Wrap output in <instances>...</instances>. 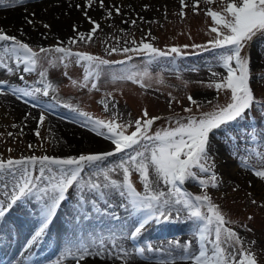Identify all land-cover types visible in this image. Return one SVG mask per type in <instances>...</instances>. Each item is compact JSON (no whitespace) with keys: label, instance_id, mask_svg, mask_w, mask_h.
I'll return each instance as SVG.
<instances>
[{"label":"snow or ice","instance_id":"snow-or-ice-1","mask_svg":"<svg viewBox=\"0 0 264 264\" xmlns=\"http://www.w3.org/2000/svg\"><path fill=\"white\" fill-rule=\"evenodd\" d=\"M214 2L215 0H204L207 4ZM17 3L23 5L24 0H17ZM180 3L182 9L186 7L184 0H180ZM199 3L200 0H196L193 8H197ZM221 3V11L209 9L206 12L214 23L210 32L215 34V38L208 44H193L191 47L200 51L217 52L216 65L224 69L226 75L213 71V66L209 65L208 70L218 80L207 84V87H214L217 92H229L230 102L226 105H216L212 111L203 112L199 117L189 115L178 118L173 127L154 133L152 126L161 118H149L147 110L143 112V119L117 123L120 115L118 112H113L106 121L94 119L84 111L65 105L82 119L83 126L109 141L113 146L112 150L70 158L45 155L0 161V197H3L0 199V220L18 202L34 201L38 206L37 225L25 244L29 254L47 235L62 202L73 195L70 189L74 188L78 194V214L83 216L85 212L88 215L95 213L120 221L121 217L115 211L98 207V202H103L106 209L116 208L112 197L118 196L122 201L119 208L124 209L128 217L135 220V225L130 227L131 220L125 218L119 232H110V241L100 238L88 242L77 240L75 244L66 246L53 264H65L69 259L73 264H79L93 256L105 257L106 253L108 257L123 258L125 264H132L127 259L129 256L133 260L137 256L152 260L147 254L155 257L152 264H258L257 256L252 250L257 242L246 241L229 226L232 221L213 202L208 192L202 191V194L193 195L181 187L186 182H193L201 190L218 188L219 177L214 171L215 163L210 152V134L245 119L246 112L253 108L264 113V102L256 98L250 86V59L245 53V49L255 38L264 37V0H227V3L221 0ZM96 4L105 11V18L108 20L114 18L113 10L116 16L122 15L120 6H106L105 0H85L83 5H75L77 9H84L83 14L92 25L87 40L73 25V31L77 32L80 41H91L93 34L101 29L100 24L87 11ZM10 6L14 5H10L8 0H0V7ZM180 15L183 17L184 12L181 11ZM27 23L33 24L34 21L29 19ZM122 23L135 26L137 21L123 20ZM44 27L50 26L45 24ZM69 43H77L76 38H71ZM131 44L133 46L122 49H108L109 56L123 53L126 57L123 60L110 61L101 56L72 52L66 47L51 50L40 47L37 51L15 36H9L0 30V69L13 73L15 69L9 67L10 61H14L17 68L23 65L24 73L37 71L42 62L53 68L62 64L65 69L69 63L74 62L83 69V82L80 87H88L91 82V89L99 90L97 82L107 74L112 82L128 81L144 88L150 86L146 81L152 79L150 68L153 65L159 66L163 60L169 58L175 63L177 57L186 55L176 46L161 50L149 42L141 41L137 45L133 40ZM50 52L60 55L53 58L49 55ZM130 53L145 59L140 65L134 64L133 55H129ZM187 70L198 72L199 68L193 66ZM38 74L41 79L37 83L42 87L25 89L22 91L23 96L37 100L40 96L48 97L50 90L56 91L55 86L48 81L45 71L41 70ZM259 79L264 82V75ZM71 82L74 86L77 84L75 80ZM4 84V81H0V88ZM20 91L11 89V94L15 95ZM5 94L6 91H0V95ZM188 100L196 105L191 95ZM196 106L199 108V105ZM112 107L115 109L116 105L113 104ZM104 110L108 111V103L104 104ZM191 111V108L185 109V112ZM44 120L45 115L42 113L38 125H42ZM129 128L134 130L128 132ZM35 134L39 137V129ZM257 137V142L264 145V132L255 133L249 139L256 140ZM261 150L264 151V148ZM253 152L256 156L260 155L255 149ZM117 155L120 156L118 161L106 163L110 157ZM241 166L246 170L249 168L244 160H241ZM86 169L90 170L86 174L87 178L84 175ZM117 170L122 172V182L111 178V173ZM133 172L138 174L143 186L142 192L137 191L130 179ZM254 174L264 181V171L257 170ZM252 203L255 204L256 201L253 200ZM85 205H90V210ZM173 214L176 219L183 215L184 219L193 223L194 244L190 241L184 245H173L170 249H159L151 243L144 246L130 245L134 248V253L123 246L125 243L140 240L150 223L171 222ZM248 219L251 220L252 217ZM247 231L251 232L252 229L248 228ZM194 246L195 252L192 251ZM176 248L180 249L179 255H174ZM161 252L164 253L163 256L159 255Z\"/></svg>","mask_w":264,"mask_h":264},{"label":"rangeland","instance_id":"rangeland-1","mask_svg":"<svg viewBox=\"0 0 264 264\" xmlns=\"http://www.w3.org/2000/svg\"><path fill=\"white\" fill-rule=\"evenodd\" d=\"M52 2H55V0H24V4L21 5L17 3V0H8L9 4L29 7L31 10H33V8L30 7ZM84 3L85 1L81 3L74 2L73 9L84 12L83 8L77 9L75 7L77 4L83 5ZM156 3L157 0H154V3L151 4L147 1L139 0L138 9H141L142 12L147 13L151 10L157 11V16L150 19H145L144 15L142 17L139 15H129V13L126 12L127 9L121 6L122 15L116 16L113 10V15L116 16L115 20L106 19L103 15L105 12L103 9H101V12L98 14H88L101 26V29L93 34L92 40L89 42L80 41L79 36L73 31L74 34L72 38H76L77 40L75 44H71L69 41L63 43L57 40L45 41V43L41 45L27 43L37 51L40 47L50 50L56 47H66L72 52L101 56L110 61H119L126 59V57L123 53L109 56L107 54L108 49H122L126 46L131 47L133 46L131 44L133 40L136 41L137 45H139L141 41L152 43L154 47L161 50H166L173 46L180 47L186 55L177 57L175 63H172L169 58L163 60L159 66L153 65L150 68L152 79L151 81H146V84L150 86L141 88L138 84H133L128 81L112 82L110 77L105 74L97 82L99 90L91 89V82L88 87H80V84L83 82V69L74 62L69 63L67 69H65L62 64L53 68L46 62H42V65L37 68V71L24 73L22 71L23 65L17 68L15 62L10 61L9 67L14 68L15 71L13 73L2 71L4 76L0 77V81H4L5 84L3 88H0V91H6V94H10L13 97L25 101V103L34 111H37V113H31L32 117H28L27 114L22 111V113L17 116L13 112L5 113L0 106V161H6L8 159L16 160L31 156L43 157L47 155L55 158H70L78 157L81 154H97L93 153L95 150L92 149L77 150L73 154L57 151L58 148L67 145L68 141L70 142L72 139L74 140L71 141L72 143L78 142V138L81 136L77 134L73 136L67 133L66 139H60L59 142L55 141L52 135L53 123L51 119H57L59 122L68 124L74 129L77 128L87 132L106 144L110 143L103 137L97 136L89 128L83 126L82 119L65 105H71L80 111H84L94 119H104L106 121L111 118L113 112H118L120 115L116 121L117 123L129 120L134 122L136 119H143V112L147 110L149 118H161L152 126V133H154L165 128L173 127L174 121L178 118H186L189 115L199 117L203 112L212 111L216 105H226L230 102L229 92H217L214 87H207V84L218 80V78L211 75V72L208 70L209 65L213 66V71L226 75L225 70L216 65L217 52L200 51L191 47L193 44H208L209 41L215 38V34L210 32L214 23L212 19L206 15V12L209 9L221 11L223 7L221 0H215V2L211 4L204 3V0H200L199 6L195 9L193 5L196 4V0H184L186 7L183 9L181 8L180 1L171 7H161ZM224 3H227V0H224ZM45 6L46 5L43 7ZM55 7L56 5L54 4H50L49 6L51 10ZM97 9H99L98 4L88 10L95 12ZM181 11L184 12L183 17L180 15ZM28 16L29 14L25 15V20L30 18ZM83 17L89 25L85 32L79 33L84 34L85 40H87L92 25L84 15ZM133 19L137 21L135 26H130V23H122L123 20L131 22ZM33 21L34 23L29 25L39 29L38 33L42 36L53 30V24L51 22L48 23V21L39 20L38 16L37 18L35 17ZM110 21H114L115 24L111 25ZM45 24L50 27L45 28ZM0 30L11 36L10 33H7L6 29L0 28ZM185 45L189 47L184 48L183 46ZM245 53H247L250 59V86L253 88L256 98L264 102V82L259 79L261 75H264V37L255 38L254 42L245 49ZM49 55L54 58L60 54L50 52ZM129 55H133V63L137 65H140L145 59L137 58L131 53ZM252 55L257 58L253 63L251 59ZM259 63L260 66H258ZM193 66L199 68V71L191 72L187 70ZM177 69H179V72ZM41 70L46 72L48 81L55 86L56 91L52 92L50 90L48 97L40 96L37 100H32L31 97H25L24 99L22 97L23 90L30 89L31 87H42L41 84H39V86L37 83L41 79L38 74ZM65 72H67V75H65ZM21 77H23V79H21ZM72 80L77 82L75 86L72 84ZM14 81L17 82L14 83ZM6 84L10 85V87ZM11 89H20L21 91L12 95ZM189 95L193 97L196 101V105H199V108L188 100ZM105 103H108V111L104 110ZM113 104L116 105L115 109L112 107ZM186 108H191V113L185 112ZM42 113L45 115V120L42 125H38L39 117ZM245 116V119L234 122L228 125L227 128L216 130L210 134V143L212 140H216L218 146L224 145L223 149L220 151L224 161L217 160V157L213 153L215 152L214 146L210 148L215 163L214 171L219 177L218 188L201 190L193 182H186L181 187L184 191L190 192L193 195H199L202 194V191H207L213 202L218 205L226 214V217L232 221V224L229 226L232 227L234 231H237L246 241L251 242L255 240L257 242L256 245L252 247V250L257 256L258 264H264V181H261L254 174L257 170L264 171V163H262V161H264V151L261 150L264 148V145H261L259 142L255 143V140L249 139L250 136L255 133L264 132V113L253 108L251 111L246 112ZM13 125L16 126L13 127ZM37 129H39V137L35 134ZM132 130H134V128H129L128 132ZM9 133H12V135H9ZM242 138H244V141H241ZM256 140L258 141L259 137H257ZM72 143L71 145H67V148L74 147ZM29 145H32V147L30 148ZM112 148L113 147H106V149L100 148V150L106 152L112 150ZM9 149H11V151H9ZM253 149L259 151L260 155L256 156ZM119 159V155L110 157L109 161L106 163H112ZM241 160L248 163L249 168L247 170L241 166ZM221 163L228 167V171L230 170L238 173L240 178H245L247 174L248 178L252 180L251 184L246 183L242 186L240 183L233 180H231L232 182H228L220 167ZM88 171L90 170H85V177ZM111 178L122 182V172L117 170L111 173ZM130 179L137 191L142 192L143 186L140 183L138 174L133 172ZM257 185L261 186L263 189L261 195H258L254 190V187ZM70 192L73 193L71 196L73 199L71 197L69 199L72 201L74 200L73 203H75L78 194L75 193L74 188L71 189ZM2 198L3 197H0V199ZM253 200L256 201L255 204L252 203ZM112 202L117 206L114 208V210H117V212L115 211L117 214L124 210L119 208L120 201L112 199ZM19 204H21V202H18V204L15 205L16 207L13 206L6 215H8L14 207L16 210H13L12 214L7 217L5 215V217L0 220V223L4 221V225L8 226L7 224L11 222L15 212L18 211L17 206ZM23 204L26 210H28V213L36 217L38 207L33 206L34 204L32 201ZM69 204L66 205L62 216L67 213V210H70ZM173 216L175 217V214H173ZM248 217H252V219L249 220ZM180 218L186 221L185 224L191 222L184 219L183 215H181ZM175 221L179 222L180 220L175 218ZM160 223L167 224V222ZM134 225L135 222L130 224V227ZM148 226L143 231L142 235L154 227L151 223ZM248 228H251L252 231L248 232ZM194 231L195 228L193 226L188 231H179L156 238H143L144 241L139 242L138 240L131 241L130 243L136 246H144L147 243H151L156 248L164 249L155 242L170 238H178L180 235L187 236L193 240ZM27 240L29 239L26 238L25 242ZM35 250L36 247H33L30 254L29 250L26 251L27 254L34 256L35 254L38 255V253H34ZM134 251V248L131 247V252L134 253ZM192 251L195 252L196 249ZM8 254L9 251L5 249L3 256L8 257ZM48 254L49 256L47 257L45 256L46 253L41 254L40 256H43L42 259L44 261L37 264H53V262L57 260L55 255L51 256L50 253L47 252V255ZM147 255H151L150 257H152V260H145L144 257L138 256L135 258H137L140 263L151 262L155 259L152 254ZM181 264H187V262H181Z\"/></svg>","mask_w":264,"mask_h":264},{"label":"bare ground","instance_id":"bare-ground-1","mask_svg":"<svg viewBox=\"0 0 264 264\" xmlns=\"http://www.w3.org/2000/svg\"><path fill=\"white\" fill-rule=\"evenodd\" d=\"M85 0H55V2L52 3H45L43 5H37L30 8H33V10L29 9V7H23V6H16L15 4H10L14 6L10 7H0V28L6 29L7 33H10L11 36H15L17 39L31 44H44L45 41H59V42H65L69 41L73 37V25L76 26L77 32H85V30L88 28V23L83 17V12H79L75 9H73V3L78 2L81 3ZM147 1L149 4L154 3V0H144ZM159 1V2H158ZM180 0H157V5L161 7H171L175 3H177ZM156 2V1H155ZM138 3L139 0H105V5H118L121 6L124 9H127L126 12L129 13V15H136L142 17L144 15L145 19H150L152 17L157 16V11L151 10L147 13L142 12L141 9H138ZM50 4L56 5L54 9H50ZM46 5L45 7H43ZM54 7V6H53ZM64 8V10H63ZM131 9V10H130ZM88 14H98L101 12V9L95 10V12H92L91 10H87ZM104 12V11H103ZM29 14L27 18L28 20H34L35 17L39 18V20H44L51 22L53 24V30L50 33H46L43 36L38 33L39 29L34 28L27 24V19L25 20V15ZM34 14V15H33ZM105 17V12H104ZM113 20H115L116 16L113 15ZM143 17V18H144ZM111 25H114V21H110ZM72 28V29H71ZM77 32H75L77 34ZM252 63L257 60L255 56H251ZM264 64V63H263ZM260 66V63L258 64ZM6 71L5 69H0V77L4 76L3 72ZM12 80V79H11ZM10 80V81H11ZM12 82V81H11ZM17 81H14L16 83ZM13 83V85H14ZM10 87V85L6 84ZM39 85V83H38ZM40 86V85H39ZM25 99V96H22ZM30 99V98H29ZM33 100V99H32ZM0 106L3 108V111L5 113H15V115H19L24 111L28 117H32L31 113H37V111H34L30 106H28L25 101L20 100L17 97H13L10 94L0 95ZM30 114V115H29ZM51 122L53 123L52 130H53V136L55 141H60V139H66L67 133L77 134L78 136H81L78 142L72 143L71 141H74L73 139L68 141L67 145H74L72 148H67V145H64L61 148H58L57 151L73 154L77 150H95L93 153H102L105 152L103 150H100V148H110L113 147L111 143L106 144L103 141L97 139L93 135L84 132L79 129H74L73 127L69 126L68 124H65L63 122H59L57 119H51ZM77 139V140H78ZM241 141H244V138L241 139ZM257 143V140L254 141ZM218 143H216V140L211 141V146L215 147V156L217 157V160H223L221 150L223 149V146H218ZM230 149V148H229ZM110 151V150H109ZM220 167L223 170V173L227 179L228 182H232L231 180L240 183L242 186L244 184L248 183L251 184L252 180L248 178V175H245V178H240L238 176V173H235L234 171H228V167L225 164H220ZM241 175V174H240ZM254 190L258 195L262 194V187L257 185L254 187ZM71 191V189H70ZM71 197V196H70ZM69 197V198H70ZM66 199V201L62 202L61 208L58 210L57 216L54 218V222L52 225H50V228L47 232V235L44 237L42 241H46L47 244L40 242V247L36 251L38 253L37 256L46 253V257L48 250L46 247L49 248V253L52 256L59 257L61 252L65 250L66 246H70L72 244H75L77 240H83L84 242H88L91 240H95L97 238L109 240L110 241V232H119L121 224L125 221V218H128L131 220V224L135 222V220L128 217V213L122 210L119 212V216L121 217L120 221H115L110 218V216H104V215H97L95 213L88 215L87 212H85L82 215L78 214L77 211V204L76 202L73 203L72 200ZM72 198V197H71ZM73 199V198H72ZM113 200L122 202L121 199L118 196H113ZM76 201V200H75ZM33 202V206H37V204ZM70 203V204H69ZM69 204L70 210H67V213L62 216V213H64L66 205ZM16 207V206H15ZM15 207L11 210V212L6 215L9 216L12 214L13 210H16ZM38 207V206H37ZM98 207L104 208L108 211H116L114 209H106V206L103 204V202H98ZM85 208L90 210V205H85ZM17 212H15V215L12 217V220L8 226L4 225V221L0 223V233L3 236V244H5V249L9 251L8 257H6L5 262L2 264H20V263H26V261L32 262L34 259V256L27 254L28 249H26L25 244L26 242H23L26 240V238L30 239L36 225H37V215H31L28 213V210H26L23 203L19 204L17 206ZM38 211V209H37ZM31 213V212H30ZM61 215V216H60ZM179 222L175 221V217L173 216L171 222H167V224L164 223H151L153 229L145 233L141 236L140 241H144L143 238H151V237H161L166 236L170 233H176L179 231H188L193 227V223L189 222L185 224L186 221H183V218H179ZM184 222V223H183ZM149 227V226H148ZM55 228V229H53ZM7 232V233H6ZM6 233V236H5ZM95 234V235H94ZM12 239H15V241H12ZM55 239V240H54ZM54 240V241H52ZM193 241L192 239L188 238L187 236L180 235L178 238H170L165 239L162 241L155 242L159 246H162L164 249H170L173 247V245L179 244L184 245V242H190ZM23 242V245L21 246V243ZM195 242H193L194 244ZM131 243H125L123 246L131 252ZM21 246V250H20ZM106 247L109 245H105ZM37 247V246H35ZM33 249V248H32ZM31 249V251H32ZM193 249H196L194 246ZM192 249V250H193ZM25 253V254H24ZM4 254V249L0 251V260H2ZM180 249L176 248L174 255H179ZM153 255V254H152ZM159 255H164L163 252L159 253ZM151 256V255H149ZM27 258V259H26ZM41 257H39L37 260H33V262H38ZM128 261H131L132 264H152L151 262H145L140 263L137 258L133 260L132 256H129ZM44 261V260H43ZM80 264H125V261L123 258H115V257H108L107 253L105 254V257H98L93 256L88 258L85 261H80ZM65 264H73L71 260L65 261Z\"/></svg>","mask_w":264,"mask_h":264}]
</instances>
